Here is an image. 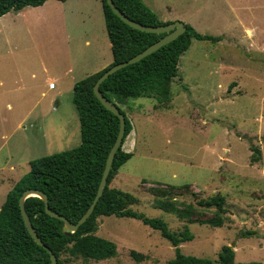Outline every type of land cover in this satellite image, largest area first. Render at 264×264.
<instances>
[{"label": "rangeland", "instance_id": "374dc122", "mask_svg": "<svg viewBox=\"0 0 264 264\" xmlns=\"http://www.w3.org/2000/svg\"><path fill=\"white\" fill-rule=\"evenodd\" d=\"M143 1L162 20H181L222 40H192L180 56L170 101L142 96L119 102L133 124L123 143L133 155L110 185L134 194L133 210L164 219L172 231L188 226L194 238L180 244L184 254L216 261L230 245L236 261L264 263V0ZM45 3L0 19V207L30 161L81 142L76 82L69 76L82 79L78 62L90 53L99 60L85 44L88 35H98L101 49L110 42L105 25L98 26L104 23L99 0H85L96 7L89 22L94 30L66 8L80 0ZM102 56L113 59L110 45ZM184 183L190 188L173 189L175 199L195 205L194 221L159 207L150 190ZM216 193L226 199L223 225L200 223L214 207L202 208L198 199ZM97 221L96 234L114 241L117 254L74 256L70 264H166L175 257L171 242L141 219L112 214Z\"/></svg>", "mask_w": 264, "mask_h": 264}, {"label": "trees", "instance_id": "16d2710c", "mask_svg": "<svg viewBox=\"0 0 264 264\" xmlns=\"http://www.w3.org/2000/svg\"><path fill=\"white\" fill-rule=\"evenodd\" d=\"M101 1L113 55V61L108 66L128 60L165 35L133 28L112 10L106 0ZM113 1L122 12L137 22L150 25L171 22L160 19L143 0ZM45 2L46 0H0V17L11 10L40 6ZM186 25V31L176 39L141 60L118 69L101 83L102 93L116 102L126 115L123 143L133 129V124L119 102L142 96L153 97L160 103L170 101L171 85L178 73L180 56L189 49L192 40H206L212 43L222 40L220 35L204 34L192 25L188 23ZM107 67L74 84L73 103L80 121V144L30 161V170L22 175L7 193L0 207V264H51L49 251L35 241L24 223L19 205V198L24 190L28 188L42 190L48 196L51 210L64 215L72 222H77L92 203L108 153L120 128L119 117L102 104L93 89L96 80ZM253 151L254 159L259 160L261 157L259 148L253 146ZM132 155L133 153L126 151L123 145L117 150L102 196L92 214L71 234H67L64 220L46 211L45 201L40 196L31 195L25 199V210L37 234L56 254L57 264H70L71 257L74 256L86 259L114 257L117 254V244L96 234L98 218L112 214L141 219L145 224L159 230L175 248V257L166 264H264L258 261H236L235 250L230 245L221 248L216 261L184 254L180 244L194 238L188 226L178 233L172 231L164 219L148 217L133 210L130 205L139 201L134 194L110 185L118 170ZM178 188L189 189L190 184L171 185L168 188L152 186L150 190L155 194V203L159 207L194 221L196 207L193 203L186 204L175 199L174 194L178 193L173 189ZM192 194L197 193L192 191ZM225 202V196L220 193L199 198L197 201L199 206L214 207V215L198 221L212 226H222L223 213L226 212ZM130 253L137 260L144 257L135 250H131Z\"/></svg>", "mask_w": 264, "mask_h": 264}, {"label": "water", "instance_id": "95a60500", "mask_svg": "<svg viewBox=\"0 0 264 264\" xmlns=\"http://www.w3.org/2000/svg\"><path fill=\"white\" fill-rule=\"evenodd\" d=\"M107 3L110 5V7L112 8V10L128 25L132 26L133 28L142 30V31H147V32H155V33H165L164 36H162L160 39H158L157 41H155L154 43H152L151 45H149L148 47H146L144 50H142L141 52L135 54L134 56H132L131 58H129L126 61H122V62H118L115 63L111 66H108L103 72L102 74L98 77V79L96 80L95 84H94V92L96 94V96L99 98V100L102 102V104L109 110H111L114 114H116L119 119H120V128H119V132L118 135L116 137V140L114 142V144L112 145L109 153H108V157L106 160V164L103 170V174L101 176V180L98 186V190L97 193L92 201V203L90 204V206L88 207V209L86 210V212L78 219L77 222H72L71 220H69L67 217H65L62 214H59L57 212H54L51 210V208L49 207V200H48V196L39 189H35V188H28L26 190H24V192L22 193V195L19 198V205H20V209L22 212V216L24 219V223L29 231V233L31 234V236L35 239V241L42 245L44 248H46L49 253H50V257H51V264H57V256L56 254L42 241V239L40 238V236L37 234V231L35 229V227L33 226L26 210H25V205H24V201L28 196L31 195H38L40 196L44 201H45V208L46 211L55 217H59L62 220L65 221L66 227H67V234H71L72 232L78 230V228L87 220V218L92 214L99 198L102 196L104 189L107 185V178L108 175L110 173L111 167H112V163L114 160V157L116 155L117 150L123 145V138L125 135V128H126V115L125 113H123L120 110L119 105L114 102L113 100L107 98L102 91L100 90V85L101 83L109 77L110 74L114 73L115 71H117L118 69L127 66L131 63H135L139 60H141L142 58H144L145 56L151 54L152 52L156 51L157 49H159L161 46L169 43L170 41L176 39L179 35H181L182 33H184L187 29V25L185 22L181 21V20H176V21H171L169 23H165V24H160V25H150V24H143L140 22H137L133 19H131L129 16H127L124 12H122L120 10V8L115 4V2L113 0H106Z\"/></svg>", "mask_w": 264, "mask_h": 264}, {"label": "crops", "instance_id": "0c3cea01", "mask_svg": "<svg viewBox=\"0 0 264 264\" xmlns=\"http://www.w3.org/2000/svg\"><path fill=\"white\" fill-rule=\"evenodd\" d=\"M49 0H46V3L48 2ZM62 3H70L71 0H65V1H61V0H58ZM100 1V4H99V7L101 11H103V7H102V1ZM45 3V4H46ZM62 5V4H61ZM41 6V5H40ZM32 7H37V6H32ZM25 8V7H24ZM24 8L20 9V10H16V11H19L17 12L18 14H14V16H22L23 14H25V11L26 10H23ZM67 10L70 11L71 13V17L75 16V17H79V19L81 20V22H83V24L87 23L88 21V25L90 27V29H93L94 28L89 24L90 23H93L95 21L94 18H92V16L90 15L92 9H95L96 7H92L88 4L85 3V0H80V4H69L67 5ZM10 15V12H7L6 14H4L3 16L0 17V19H4L5 17L9 16ZM103 24L101 23V25H98L100 27H102V29H104V25H105V18H104V13H103ZM106 27V26H105ZM83 34H86L87 35V31H84ZM101 35H104V32L102 31ZM85 37V36H84ZM83 39V37L81 38ZM109 39V37H108ZM103 41H104V38H103ZM110 42L106 41L103 42V46H102V49L100 48V40H99V37L98 35L94 34H90L87 36V38L85 39V44L88 45L89 47L92 48V50H94V52L96 53V57L99 59L98 61H95V59H93L91 57V53L90 55L84 59H80V61L78 62V68L79 70L82 72L81 75H79V79L80 78H84L92 73H95L101 69H104L105 67H107L112 61L110 60L109 58L110 57H103L102 56V50L104 49V47L106 48V50L108 51V47L110 45L111 47V43L109 44ZM91 67L87 68V65H92ZM71 78V83L74 84L75 82L78 81V79H76L75 76L73 75H70L69 76ZM53 82L52 80L49 81V89L50 90H53L57 87V85L54 83V86L53 87H50V83ZM80 144V143H79ZM78 144V145H79ZM77 146V145H76Z\"/></svg>", "mask_w": 264, "mask_h": 264}, {"label": "built area", "instance_id": "2783aa9c", "mask_svg": "<svg viewBox=\"0 0 264 264\" xmlns=\"http://www.w3.org/2000/svg\"><path fill=\"white\" fill-rule=\"evenodd\" d=\"M53 86H54V83H53V82H51V83H50V87H53Z\"/></svg>", "mask_w": 264, "mask_h": 264}]
</instances>
